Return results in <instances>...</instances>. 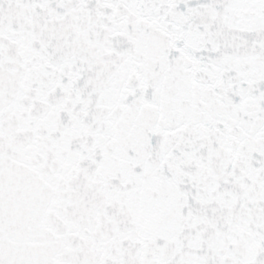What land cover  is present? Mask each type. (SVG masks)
Returning <instances> with one entry per match:
<instances>
[{"label":"snow or ice","instance_id":"snow-or-ice-1","mask_svg":"<svg viewBox=\"0 0 264 264\" xmlns=\"http://www.w3.org/2000/svg\"><path fill=\"white\" fill-rule=\"evenodd\" d=\"M0 264H264V0H0Z\"/></svg>","mask_w":264,"mask_h":264}]
</instances>
